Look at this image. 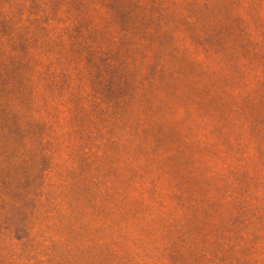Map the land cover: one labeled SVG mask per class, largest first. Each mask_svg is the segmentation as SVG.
Segmentation results:
<instances>
[{"label": "rangeland", "instance_id": "rangeland-1", "mask_svg": "<svg viewBox=\"0 0 264 264\" xmlns=\"http://www.w3.org/2000/svg\"><path fill=\"white\" fill-rule=\"evenodd\" d=\"M0 264H264V0H0Z\"/></svg>", "mask_w": 264, "mask_h": 264}]
</instances>
